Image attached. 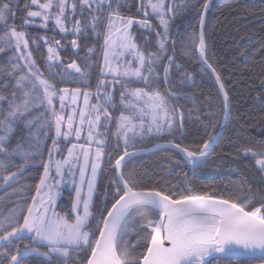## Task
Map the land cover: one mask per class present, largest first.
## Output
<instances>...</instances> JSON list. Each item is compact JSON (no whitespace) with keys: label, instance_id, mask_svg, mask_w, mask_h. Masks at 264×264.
<instances>
[{"label":"snow or ice","instance_id":"snow-or-ice-1","mask_svg":"<svg viewBox=\"0 0 264 264\" xmlns=\"http://www.w3.org/2000/svg\"><path fill=\"white\" fill-rule=\"evenodd\" d=\"M12 4L13 0H0V24L5 29L3 35H0V53L5 49L13 51L8 64L0 65V77L7 76L14 81L9 95L0 92V187H10L16 183L25 166L33 162L34 157L42 156L40 129H47L43 132V138L46 139L54 126L55 136L52 147L48 149V161L43 163V175L36 185V195L32 197L31 204L26 209L18 204L7 215L0 213V264H23L22 257L32 252L50 260L53 256L60 258L59 261H53V264H68L70 259L74 264H209L208 258L215 254L259 252L264 264V204L246 210L252 203L250 194L242 199L237 197L229 200L217 198L214 194H195L194 190L189 189L190 194L174 199L172 194L163 190L138 186L134 172L130 171L126 175L121 171L122 161L134 155L127 151L130 142L137 138H162L166 133L171 134L178 112L182 126L183 113L171 103L173 99L179 98L178 93L171 88L169 75L175 58L174 55L166 56V41L169 38L166 17L176 7L174 0L171 4L166 0H141L140 9L150 8L151 11L144 12L145 19L139 23L150 28L147 16L154 15L163 28V32L156 33L159 37L158 52L147 54L138 49L129 34L133 19L121 16L118 7H114V4H120V0H78V3L74 0L70 5L67 0H45L43 3L31 0L30 4L25 5L28 9H39L29 10V19L42 17L47 22L54 16L61 31L66 30L64 20L67 19L65 13L69 8L73 16L78 7L81 15L87 11L91 23L84 27L90 26L93 31L106 21L101 77L111 76L112 79H99L95 93H81L79 88L72 89V103L75 104L77 97L82 94L84 107L72 108V114L67 116L66 121L63 113L67 108L66 94L70 90L58 89L49 79H45L44 73L32 59V53L21 51L28 49L25 33L17 31L15 25L5 23L10 17L14 18ZM208 6V0H204L202 7L205 11ZM53 8L57 11L52 12ZM28 22L26 19L25 24ZM203 24L204 17L201 15L199 58L204 66L215 73V68L205 55ZM74 27L80 32L81 21L75 20ZM195 36L193 33V42ZM72 43L76 45L75 40ZM56 44L59 45V41ZM48 53L49 61L56 59L53 47L48 48ZM125 56L130 59H122ZM164 56L167 64L162 63ZM157 66L162 67V75ZM51 69L50 64L48 72L53 78L60 75L62 81L65 77L71 79L74 74H78L79 80L83 82L88 74L87 65L82 69L75 61L63 73H55ZM69 69L75 70L74 73ZM186 79L191 80V75L186 74ZM216 79H220L218 74ZM132 83L143 86L132 87ZM110 84L113 87L120 84L122 89L118 117H113L109 112V107L113 110L117 108L113 92L108 91ZM223 87L221 83V90ZM93 95L96 103H90ZM57 97L59 112L54 106ZM227 100V93H224L225 120L228 118ZM41 108L45 113H50L51 118L45 119L37 132L30 130L22 138L23 143L17 142L11 146L8 143L9 135L16 122L23 120L25 127L31 129L37 117H29L33 111ZM76 114L79 116L78 124L75 122ZM113 121L115 136L118 141L123 139L125 151L115 160L116 177L111 181L114 186L111 198L114 202L110 207L105 204L103 208L94 211L97 175L102 167L106 137L111 132L109 126ZM85 128L87 134L83 136ZM73 134L77 143L67 148V155L62 159H53V152H59L58 141L61 138L68 140ZM82 137L85 142L78 143ZM215 143L216 136L209 134L202 145L194 150L172 142L157 147H170L180 152L186 162L196 168L212 154ZM242 148L244 155L258 157L255 163L258 170L264 172V144L255 152L248 147ZM16 156L22 157L23 163L17 165ZM64 183H70L75 190V198L67 213L56 211V189ZM16 191L22 192L23 189ZM137 220L140 221L139 230L143 233L137 234V244L143 250L139 255H134V246L128 242L122 245L121 241L130 234V225L137 226ZM25 240L29 243L21 247V242ZM36 245L46 247L47 251L42 252ZM81 255L83 259H80Z\"/></svg>","mask_w":264,"mask_h":264},{"label":"trees","instance_id":"trees-1","mask_svg":"<svg viewBox=\"0 0 264 264\" xmlns=\"http://www.w3.org/2000/svg\"><path fill=\"white\" fill-rule=\"evenodd\" d=\"M179 1L181 0H174L176 7L166 17L169 23L166 56L174 55L175 58L169 75L172 81L171 88L178 93L179 98L173 99L171 103L183 113L182 126L178 112L171 134L166 133L162 138L155 136L137 138L129 143L127 150L149 146L159 141L175 142L189 150H194L201 146L220 124L223 114L222 97L211 74L200 64L196 55L199 11L204 0H184L182 4H177ZM75 2L78 3V0ZM166 2L171 4L173 0ZM30 3L31 0H13L14 18L10 17L5 22L8 25H15L17 31L25 33L28 49L21 51L32 53V59L44 73V78L49 79L58 89H93L101 78L102 36L105 23L99 25L95 31L90 26L85 28V24L91 23V16L85 11L79 17L84 19L82 30L73 37L69 33L62 32L53 20L43 23L39 18L29 19L28 11L35 10V7L31 9L25 7ZM114 6L118 7L121 16L134 19L132 27L136 32V41L145 50L157 53L159 37L156 33L163 32L158 17L147 16L151 27L143 29L137 21L144 20V12L150 13L149 10L137 11L136 0H120V4ZM79 12L78 7L76 14ZM26 19L29 20L27 24H25ZM4 30V25L0 24V35H3ZM193 33L196 34L194 42ZM204 34L206 58L219 75L230 104L228 123L214 145L212 154L203 164L190 171L177 151L163 148L130 158L123 165L122 171L126 175L130 171L134 172L138 186L163 190L172 194L173 198L190 194L189 189L194 190L195 194H214L229 200L237 197L242 199L250 194L252 203L246 210H252L253 207L264 203V172L259 171L255 163L258 157L244 155L242 146L251 148L255 152L264 144V0H213L207 13ZM73 40L76 41V49L73 48ZM56 41H59V45ZM49 47L56 50V59L53 61L48 60ZM89 49H92V52H89ZM11 56H13L11 49H5L0 53V65H7ZM166 56L162 61L163 64L168 63ZM73 61L82 69L87 65L88 74L83 82L79 80L78 74H74L71 79L65 77L62 81L60 75L53 78L47 70L51 64L52 72L63 73ZM20 63L23 64V61ZM157 70L161 75L163 74L162 67L157 66ZM69 71L74 73L75 70L69 69ZM186 74L191 75V80L186 79ZM13 86L14 81L10 77H0V92L4 95H9ZM131 86L143 85L132 83ZM114 87V100H117L120 89L117 84ZM56 100H54L55 108L58 103ZM4 106L7 107V104ZM32 117L37 119L31 129L25 127L23 120L16 122L13 132L9 135L8 143L11 146H15L17 142L23 143L22 138L26 137L30 130L37 132L43 121L51 118L50 113H45L43 108L33 111L29 118ZM53 128L48 132L46 139L43 138V132L47 129L39 130V135L43 139L42 156L34 157L33 162L25 166L16 183L10 187H0V213L3 215H7L18 204L23 205L25 209L31 204L32 197L36 193V185L43 173L44 160L55 135ZM104 151L98 191L94 197L96 199L94 211L103 208L105 204L110 207L114 202L111 198V193L114 191L111 181L115 179L114 161L125 151L123 139L118 141L117 138L110 136ZM15 163L17 165L23 163V158L16 156ZM11 170L15 171V168ZM17 189L23 191L14 192ZM105 191L108 193L107 197ZM70 195L72 192L66 189L62 191V195L58 198L60 210L69 211ZM103 195L104 199H102ZM139 222L137 220V226H132L129 230L130 234L124 237L131 246H134V255H139L143 250L137 244V234L143 235L138 227ZM92 223L95 227V221ZM25 243L29 241L21 242L20 246L23 247ZM36 247H40L42 252L47 251V248L41 245ZM11 251L14 252V249ZM59 259L53 256L50 260L32 252L24 255L22 262L53 264V261ZM80 259H83L82 255ZM257 261L261 259L218 256L210 259L209 264H250ZM68 264H74L73 260L70 259Z\"/></svg>","mask_w":264,"mask_h":264},{"label":"rangeland","instance_id":"rangeland-1","mask_svg":"<svg viewBox=\"0 0 264 264\" xmlns=\"http://www.w3.org/2000/svg\"><path fill=\"white\" fill-rule=\"evenodd\" d=\"M41 3H43V2H45V1H40ZM67 2H68V4L70 5L71 3H73L74 1L73 0H67ZM145 2H146V0H145ZM184 2V0H181V1H179L177 4H182ZM115 7V6H114ZM37 10H39L38 8H36L35 7V10H32V11H37ZM147 10H149V11H151L150 10V8L149 9H147ZM52 12H56L57 10L55 9V8H53L52 10H51ZM76 12H77V10H76ZM65 15H66V17H67V19H65L64 20V26H65V31H62V32H65V33H69L71 36H73V37H75V36H77V34L79 33V32H77L76 30H75V27H74V21L75 20H80L81 21V27L83 26L82 24H83V21H84V19L82 20V19H79V17H80V15H81V13L79 12L78 14H76L75 13V16H73L72 15V13H71V10H70V8L69 9H67L66 10V13H65ZM43 23L45 22L44 20H43V18L42 17H38ZM125 18H129V17H125ZM131 19H133V18H131ZM49 20H53V22L55 23V17L53 16L51 19H49ZM48 20V21H49ZM134 22V21H133ZM138 22V24L140 25V27L141 28H143V29H146L143 25H141L140 23H139V21H137ZM46 23V22H45ZM56 24V23H55ZM58 26V25H57ZM119 26V25H118ZM133 25H131L130 27H129V34L131 35V37H132V40H133V42L138 46V49L140 50V51H143V52H145V54H147V53H149V52H151L150 50L149 51H147V50H145L137 41H136V32H135V29L132 27ZM59 27V26H58ZM104 35H106V21H105V25H104V31H103V36H102V38H103V49H102V54H101V65H100V75H101V69H103L104 68V59H103V50H104V47H105V45H104ZM73 48H77L76 47V45L74 46L73 45ZM151 53H153V52H151ZM122 59H130V57H127V56H125V57H123ZM114 63V65H115V61L113 62ZM102 78H105V79H108L109 81H111V76H108V77H101L100 79H102ZM118 85V88L120 89V92L122 91V89H121V86H120V84H117ZM69 90H70V92L68 93V94H66V97H67V99H66V104H67V108H66V110H65V112L63 113V115L65 116V121H66V119H67V116L69 115V114H72V108H83L84 107V105H83V95L81 94V95H79L78 97H77V100H76V103L75 104H73L72 103V99H71V90L72 89H77V88H68ZM114 89H115V87H113L111 84L109 85V89H108V91H112L113 92V95H114ZM81 90V93H83L84 91H90V92H92V93H95L96 92V86L93 88V89H90V90H82V89H80ZM115 98V97H114ZM119 98H120V95H119ZM119 98L117 99V100H114V103L117 105V108L115 109V110H113V108L112 107H109V112L112 114V116L113 117H118L119 115H120V111H121V109H120V107H119ZM57 100H58V103H57V108H56V110L59 112L60 111V105H59V99H58V97L56 98ZM55 99V100H56ZM56 100V101H57ZM90 103H96V99H95V97H94V95L92 96V97H90ZM117 109H118V111H117ZM115 112H117L116 113V115H115ZM125 114H127V113H125ZM75 122H76V124H78L79 123V116H78V114H76L75 115ZM110 127V129H111V132H110V134L106 137V143H107V140L109 139V137L110 136H112L113 138H117L116 136H115V131H116V128H115V122L113 121V123L109 126ZM53 130H54V128H53ZM64 130H66V124H65V126H64ZM101 131H103V129H101ZM86 128H85V132L83 133V136H86ZM55 136V135H54ZM54 138V137H53ZM85 141H84V139H83V137L79 140V142L78 143H84ZM72 143H77V141H76V139H75V136H74V134H73V136L71 137V138H69L68 140H65L64 138H61L59 141H58V148H59V152L57 153V152H53V159H55V160H59V159H62V157L63 156H66L67 155V148L68 147H71V144ZM52 147V143H51V146H50V148ZM49 148V149H50ZM94 149H95V145H93V154H94ZM137 149V148H136ZM130 150H132V149H130ZM128 151V150H127ZM122 153H124V152H122ZM121 153V154H122ZM120 156V155H119ZM117 159V158H116ZM115 159V160H116ZM48 161V154H47V157H46V159L44 160V163L45 162H47ZM102 161H103V158H102ZM185 161V160H184ZM115 162V161H114ZM101 164H102V162H101ZM185 164H186V162H185ZM187 165V164H186ZM188 166V165H187ZM188 168H189V166H188ZM101 169H102V167H101ZM100 172H101V170L100 171H98V175H97V181H96V189H95V192H94V196H93V199H94V197H95V195H96V193H97V185H98V179H99V176H100ZM42 175H43V173H42ZM116 177V176H115ZM39 183V182H38ZM64 189H66L68 192H72V195H70L69 196V200H70V206H71V203H72V200L75 198V190H74V188L71 186V184L70 183H64V184H62L58 189H56V191L58 192V195L56 196V211H59V212H62V213H67L66 211H62V210H60V207L58 206V198L62 195V191L64 190ZM105 193H106V191H105ZM104 193V194H105ZM35 195H36V193H35ZM34 195V196H35ZM102 199H104V195H103V197H102ZM96 199H94V201H95ZM32 202V201H31ZM132 229V226L130 225V228H129V230H131ZM125 242H127V239L126 238H124L122 241H121V244L123 245Z\"/></svg>","mask_w":264,"mask_h":264},{"label":"water","instance_id":"water-1","mask_svg":"<svg viewBox=\"0 0 264 264\" xmlns=\"http://www.w3.org/2000/svg\"><path fill=\"white\" fill-rule=\"evenodd\" d=\"M137 1V11L140 10V4H141V0H136ZM213 0H208V8L207 10L205 11L202 7L201 11H200V16L202 15L204 17V24H203V34H204V27H205V20H206V15H207V12L208 10L210 9L211 7V3H212ZM134 21V19H133ZM201 31V25H200V18H199V24H198V40H197V46H196V55H197V59L198 61L200 62V64L209 71V73L211 74L219 92H220V95L222 97V100H223V114H222V118H221V121H220V124L217 128V130L213 133V135L216 136V142L218 141L219 137L221 136V134L223 133L227 123H228V119H229V113H230V104H229V99L227 100V103H228V118L227 120H225V112H224V93H226L225 91V88L223 87V90H221L220 88V84L222 83L221 80L219 79V81L216 79V76H217V72L215 71V73H213L210 69H208L206 66H204L199 58V50H198V44H199V33ZM204 38H205V34H204ZM205 55H206V52H205ZM228 97V96H227ZM169 142L171 141H159V142H155L149 146H145V147H141V148H137V149H132V150H128V152L130 153H134V155H132L131 157H126L124 161H122V166H121V171H122V167L124 165V163L129 160L130 158L132 157H135V156H138V155H142V154H146V153H149V152H152V151H155V150H158V149H163V148H170V147H157V145H166L168 144ZM172 143H175V142H172ZM177 144V143H175ZM216 144V143H215ZM182 147V146H181ZM183 148V147H182ZM172 149V148H170ZM174 150V149H173ZM176 151V150H175ZM178 152V151H177ZM181 157L185 160L184 156L178 152ZM123 155V153L121 154ZM120 155V156H121ZM211 155V154H210ZM209 155V156H210ZM118 156L117 159L120 157ZM208 156V157H209ZM186 162V160H185ZM186 164L189 166V169L192 171L194 168L186 162ZM202 164V163H201ZM200 164V165H201ZM114 165H115V162H114ZM199 165V166H200ZM197 168V167H196ZM115 176H116V172H115ZM180 197H177V198H174V199H178ZM217 198H220V199H226V198H223V197H219L217 196ZM111 206V205H110ZM216 256H228V257H232V258H239V259H257V258H261L260 256V253L259 252H256L255 254H249V253H244V252H241L239 254H230V255H223V254H215L214 256L212 257H209L208 260L210 258H213V257H216ZM254 264H262L261 263H254Z\"/></svg>","mask_w":264,"mask_h":264},{"label":"flooded vegetation","instance_id":"flooded-vegetation-1","mask_svg":"<svg viewBox=\"0 0 264 264\" xmlns=\"http://www.w3.org/2000/svg\"><path fill=\"white\" fill-rule=\"evenodd\" d=\"M258 262H262V261H258Z\"/></svg>","mask_w":264,"mask_h":264},{"label":"bare ground","instance_id":"bare-ground-1","mask_svg":"<svg viewBox=\"0 0 264 264\" xmlns=\"http://www.w3.org/2000/svg\"><path fill=\"white\" fill-rule=\"evenodd\" d=\"M122 170H123V167H122Z\"/></svg>","mask_w":264,"mask_h":264}]
</instances>
